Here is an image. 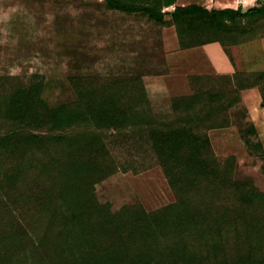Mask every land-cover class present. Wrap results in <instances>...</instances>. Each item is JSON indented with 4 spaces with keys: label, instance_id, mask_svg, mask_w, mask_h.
Wrapping results in <instances>:
<instances>
[{
    "label": "rangeland",
    "instance_id": "rangeland-1",
    "mask_svg": "<svg viewBox=\"0 0 264 264\" xmlns=\"http://www.w3.org/2000/svg\"><path fill=\"white\" fill-rule=\"evenodd\" d=\"M169 22L159 0H0V264H264V140L227 55L165 53ZM147 112L208 121L149 135Z\"/></svg>",
    "mask_w": 264,
    "mask_h": 264
},
{
    "label": "crops",
    "instance_id": "crops-1",
    "mask_svg": "<svg viewBox=\"0 0 264 264\" xmlns=\"http://www.w3.org/2000/svg\"><path fill=\"white\" fill-rule=\"evenodd\" d=\"M161 11L164 13V19L171 20L164 26L162 35L163 51L173 53L183 48L181 34L185 31L179 29L178 24L173 21V12L176 8H184L188 6H198L207 11L233 9L245 12L247 9L258 6L261 0H159ZM202 20V19H201ZM200 21V20H199ZM241 23L246 21L245 18L240 19ZM231 24L228 18H222L215 23H211V29H194V39L207 42L198 44V48L209 55V49L221 54H226L230 62V68L234 73L252 74L264 72V29L256 28L254 36H250V32L245 33V38L234 42L227 39L230 34L225 30L223 24ZM264 28V27H263ZM184 35V37H185ZM223 40L224 42H221ZM241 100L247 110V113L257 130L259 136L264 140V103L260 86L254 85L240 90Z\"/></svg>",
    "mask_w": 264,
    "mask_h": 264
},
{
    "label": "trees",
    "instance_id": "trees-1",
    "mask_svg": "<svg viewBox=\"0 0 264 264\" xmlns=\"http://www.w3.org/2000/svg\"><path fill=\"white\" fill-rule=\"evenodd\" d=\"M109 3H115V0H107ZM259 5L258 6H254L251 7L249 9H247L245 12H241L240 10H233V9H223V10H212V11H207L206 9H202L201 7L198 6H188V7H184V8H176L175 11L173 12V21L176 22L178 24L179 29H181V31H185L186 30V34H181L182 37V45L186 46V45H198L201 44L203 42H207V41H203V40H199V39H194L193 37V32L194 29H198V28H202V29H211V23H215L216 21H219L222 18H228V20L231 21V24L226 25L223 24L225 27V30L227 32H229L230 34L227 35V39L237 42L238 40H241L243 38H245V33L246 32H250L251 30V26L248 24L250 21H259L264 19V0H261L258 2ZM182 16V17H181ZM183 18V19H182ZM241 18H245L246 21L244 23H241L240 19ZM202 19V20H201ZM183 20V23L188 24L187 26H181L180 23ZM200 20V21H199ZM190 22H193L190 23ZM185 35V37H184ZM251 36V33H250ZM221 42H224L223 40H221ZM236 75H239V77H233L231 75H223L225 77V79L227 80V82H232L234 83L235 88H238L239 91L242 90L243 88L246 87H250V86H260L261 89V93H262V98H263V103H264V72H257V73H252V74H246V73H237L235 72ZM229 76H231L229 78ZM25 87L23 86V89H26V93L29 92V90H33L34 86L30 85ZM24 94V95H25ZM22 95V96H24ZM3 96V99H2ZM0 99H1V104L7 109L10 110L13 107L19 106L20 103L16 104V99L12 98L10 95H3L0 92ZM145 100V99H144ZM195 101V98H194ZM193 101V102H194ZM40 108L44 109L43 106H41ZM52 110V108H49L48 110L46 109L45 111H42L43 113H47ZM186 116L183 118V116L175 118L174 120L171 121H164V118H160L158 117V119L153 118L149 112L146 113L144 119L140 122V125L145 129V131L149 134V135H154V129L153 127H160L165 129L166 127H170L176 123H178V127L176 128V131L173 132L174 135H181L182 133L187 135L189 134L188 129H190V127H194L196 126V124L190 125L191 123H198L197 121H203L205 120L206 122L208 121V119H198L196 118L197 115H192L191 113H186ZM21 120H24L23 118H16L13 120L12 122V129L10 131V133H16L12 136L13 139V145H12V160L16 161L17 158V154L16 152L18 151L17 148V144L16 142L18 141V136H19V132H23L25 130V126L23 125V123L21 122ZM181 125V128H180ZM147 127L148 130H147ZM182 132H181V130ZM30 130H36L31 128ZM29 137L31 138H35V139H39L40 136L36 135V134H28ZM3 142V140H2ZM106 154V153H105ZM15 164H17V162H14ZM186 165H188L187 163H185ZM7 201H10V198L7 197ZM246 202H242L240 203L238 206H242L243 204H245ZM259 202L255 201V205H258ZM237 206V207H238ZM250 206L253 207V204L250 201ZM18 232L22 233V234H27L26 229H18ZM16 236H18L17 233V229L15 231ZM255 252L259 249V247H254ZM254 249H252V251H254ZM242 260H245V254H242ZM240 258V259H241ZM236 264H244V262H239Z\"/></svg>",
    "mask_w": 264,
    "mask_h": 264
}]
</instances>
